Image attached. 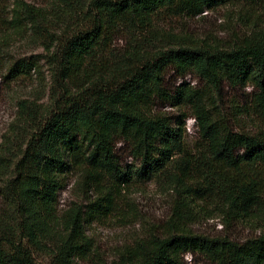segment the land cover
Instances as JSON below:
<instances>
[{
  "label": "trees",
  "instance_id": "obj_1",
  "mask_svg": "<svg viewBox=\"0 0 264 264\" xmlns=\"http://www.w3.org/2000/svg\"><path fill=\"white\" fill-rule=\"evenodd\" d=\"M237 2L264 0H55L43 11L17 5L12 30L29 28L52 85L48 104L17 102L0 143V264H38L37 255L48 264L90 260L85 225L109 216L131 179L114 154L117 141L140 162V177L167 174L177 198L162 231L119 251L113 264H185L186 254L209 264H264V136L230 129L211 94L223 82L252 87V106L264 122V32L220 48L161 26ZM118 36L126 45L115 53ZM33 68L18 61L8 77ZM168 70L204 87L182 82L170 89ZM155 102L179 109L176 122L153 113ZM187 111L197 129L193 152L184 143ZM70 172L95 187L97 198L86 211L59 214L58 192ZM215 214L225 225H247L252 236L237 242L190 231L200 216Z\"/></svg>",
  "mask_w": 264,
  "mask_h": 264
},
{
  "label": "rangeland",
  "instance_id": "obj_2",
  "mask_svg": "<svg viewBox=\"0 0 264 264\" xmlns=\"http://www.w3.org/2000/svg\"><path fill=\"white\" fill-rule=\"evenodd\" d=\"M54 1L0 0V143L15 117L17 102L26 99L48 104L52 85L45 54L39 42L33 40L29 28L24 27L19 34L13 32L11 23L14 10L17 5H27L41 11L49 10ZM161 26L165 31L185 35L195 43L230 48L247 39L252 33L264 32V3L237 2L216 10L205 11L193 19L166 20ZM125 45L126 39L120 36L112 40V50L115 53L121 52ZM18 61L32 62L35 68L28 74L8 77V69ZM165 82L170 89L182 82L193 87H204V83L195 76L179 79L170 70L166 73ZM211 94L215 105L214 112L230 129L238 133H260L264 136V122L252 106L254 94L252 87L233 86L223 82ZM152 112L165 115L173 123L181 113L179 109L161 102L154 103ZM187 113L188 116L184 120V143L186 151L193 152L198 142L197 129L193 117L188 111ZM113 150L119 166L131 179L116 195L114 210L109 216L88 220L85 231L91 239L93 255L89 261H76V264H113L117 261L118 252L125 247L132 246L149 235H158L170 218L177 198V190L171 185L167 174L140 177L143 168L138 160L131 157L128 145L117 141ZM2 186L3 182H0V191ZM96 191L95 187L83 182L78 172L66 174L58 192V213L62 214L73 207H80L86 211L87 205L96 200ZM2 207L0 196V210ZM200 209L193 210L196 213ZM205 210L215 212L213 207H205ZM189 229L195 234L228 237L237 242L252 236L247 225L223 224V217L220 214H215L212 218L200 216ZM36 261L38 264H48L47 257L42 255H37ZM184 262L209 264L201 256L190 254L184 256Z\"/></svg>",
  "mask_w": 264,
  "mask_h": 264
}]
</instances>
